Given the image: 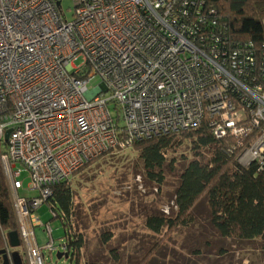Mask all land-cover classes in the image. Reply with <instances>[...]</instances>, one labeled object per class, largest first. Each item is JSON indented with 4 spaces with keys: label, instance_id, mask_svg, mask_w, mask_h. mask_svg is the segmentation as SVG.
Masks as SVG:
<instances>
[{
    "label": "built area",
    "instance_id": "built-area-1",
    "mask_svg": "<svg viewBox=\"0 0 264 264\" xmlns=\"http://www.w3.org/2000/svg\"><path fill=\"white\" fill-rule=\"evenodd\" d=\"M73 1L68 17L63 0H0V162L29 264H44L36 211L52 185L121 143L207 115L217 138L237 140L242 165L264 166V66L258 79L244 69L251 54L228 60L205 0ZM18 163L39 196H21Z\"/></svg>",
    "mask_w": 264,
    "mask_h": 264
},
{
    "label": "trees",
    "instance_id": "trees-1",
    "mask_svg": "<svg viewBox=\"0 0 264 264\" xmlns=\"http://www.w3.org/2000/svg\"><path fill=\"white\" fill-rule=\"evenodd\" d=\"M207 13L217 20L215 33L220 38L222 52L228 60L237 52L236 59L251 54L253 64L246 63L253 77L260 79L264 66V0H205ZM210 9H215L216 14ZM207 30L213 31L211 28ZM241 62V60H239ZM229 63V62H228ZM121 133V141H125ZM235 138L219 139L215 136L209 117L196 127L177 133H169L150 139L135 140L131 145L121 143L92 159L78 173L115 151L131 149L138 153L145 175L159 186L166 181L167 169L175 170L181 165L178 186L175 191L173 214L154 212L146 218V226L165 236L179 226L188 227L195 221V210L205 203L209 220L215 233L222 238L262 242L264 247V166L253 162L248 166L238 160L242 148ZM187 148L191 158L183 153ZM236 148V149H235ZM182 152L181 155L178 153ZM75 189L71 178L52 185V194L45 202L50 204L54 217L60 218L64 228L65 244L70 261L83 264L87 241L84 232L77 228L75 218ZM53 217V218H54ZM19 230L10 188L0 162V251L12 253L9 233ZM112 233H104L103 242L108 244ZM159 241L148 253L152 252ZM23 264H29L19 249ZM114 261H120L116 249L110 251ZM223 249L219 253H224ZM147 256L137 264H145ZM3 262L0 254V264ZM115 263V264H116ZM10 264H14L11 261ZM84 264H103L101 258L89 259Z\"/></svg>",
    "mask_w": 264,
    "mask_h": 264
},
{
    "label": "rangeland",
    "instance_id": "rangeland-1",
    "mask_svg": "<svg viewBox=\"0 0 264 264\" xmlns=\"http://www.w3.org/2000/svg\"><path fill=\"white\" fill-rule=\"evenodd\" d=\"M63 5L68 17H72L74 1L63 0ZM81 61L77 60V65ZM101 82V77L96 75L88 86L93 89ZM183 153L191 158L187 148ZM181 168L179 164L175 170L167 169L166 181L159 186L145 175L138 153L126 149L109 153L74 173L71 182L75 189V218L77 228L84 232L87 241L82 263L99 257L103 264H115L110 254L114 248L121 258L116 264H137L145 256V264H264L262 242L220 237L211 226L205 203L195 210L196 221L192 225L179 226L169 235H164L165 228L156 234L146 226L150 213L173 214ZM15 171L21 172L19 179L24 183L20 194L39 196L38 189L29 188L28 169L18 163ZM36 213L45 223L35 227L44 264H70L69 258L57 257L65 242L62 221L54 217L48 202H43ZM48 222L50 230L46 227ZM109 232L113 237L105 245L103 236ZM52 239L56 247L50 251L46 244ZM158 241L154 253H148ZM20 248L27 259L26 249L23 245ZM220 249L225 252L219 253Z\"/></svg>",
    "mask_w": 264,
    "mask_h": 264
},
{
    "label": "water",
    "instance_id": "water-1",
    "mask_svg": "<svg viewBox=\"0 0 264 264\" xmlns=\"http://www.w3.org/2000/svg\"><path fill=\"white\" fill-rule=\"evenodd\" d=\"M9 136H10V131H7L6 139H9ZM9 244H10V248L12 249L11 256L9 253H7L6 250L0 251V254H2V258H3V262L1 264H10L11 261H13L14 264H23L21 253L19 251L22 245V240L18 230L9 233ZM57 257L70 258V254L68 252L59 251L57 253Z\"/></svg>",
    "mask_w": 264,
    "mask_h": 264
},
{
    "label": "crops",
    "instance_id": "crops-1",
    "mask_svg": "<svg viewBox=\"0 0 264 264\" xmlns=\"http://www.w3.org/2000/svg\"><path fill=\"white\" fill-rule=\"evenodd\" d=\"M30 189H31V186L29 187ZM20 190H22V189H20ZM21 196H26V195H21ZM28 197V196H27ZM47 225H49V222L48 223H46ZM46 225V226H47ZM35 235H36V232H35ZM36 240H37V245H38V247H39V249H40V251L42 252V248L40 247V245H39V242H38V238H37V236H36ZM47 245V244H46ZM46 248V247H45ZM28 260V259H27ZM71 262V261H70ZM70 264H74V262H71Z\"/></svg>",
    "mask_w": 264,
    "mask_h": 264
}]
</instances>
